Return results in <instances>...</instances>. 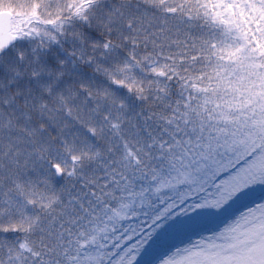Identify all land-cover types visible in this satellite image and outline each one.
Here are the masks:
<instances>
[{"label":"snow or ice","instance_id":"6c2138e0","mask_svg":"<svg viewBox=\"0 0 264 264\" xmlns=\"http://www.w3.org/2000/svg\"><path fill=\"white\" fill-rule=\"evenodd\" d=\"M0 264H264V0H0Z\"/></svg>","mask_w":264,"mask_h":264}]
</instances>
